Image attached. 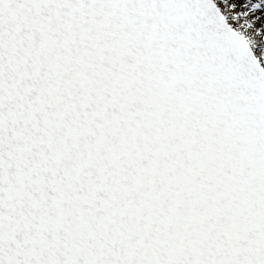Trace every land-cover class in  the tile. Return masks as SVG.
I'll use <instances>...</instances> for the list:
<instances>
[{
  "label": "snow or ice",
  "instance_id": "1",
  "mask_svg": "<svg viewBox=\"0 0 264 264\" xmlns=\"http://www.w3.org/2000/svg\"><path fill=\"white\" fill-rule=\"evenodd\" d=\"M0 264H264V0H0Z\"/></svg>",
  "mask_w": 264,
  "mask_h": 264
}]
</instances>
